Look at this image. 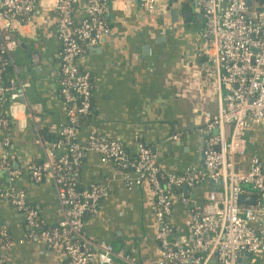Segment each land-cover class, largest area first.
<instances>
[{
	"label": "built area",
	"instance_id": "1",
	"mask_svg": "<svg viewBox=\"0 0 264 264\" xmlns=\"http://www.w3.org/2000/svg\"><path fill=\"white\" fill-rule=\"evenodd\" d=\"M133 1L154 15L169 12L168 0H0V102L6 106L0 116V135L11 121L18 122L20 128L26 124L18 101L26 99L30 85L23 81L7 85L5 65L18 47L12 30L21 24V17L37 9L54 14L56 19L61 43L56 57L60 95L67 105V120L57 128V141L43 139L41 118L31 115L44 157L39 164H30L29 173L36 182L54 183L61 219L54 226L43 223L23 190L8 187L0 195L23 213L29 227L25 238L59 252L66 264H112L116 259L140 264L107 241L86 236V215L95 213L100 201L109 195L108 186L98 182L79 191V166L85 152L91 151L103 161L134 171L136 184L148 182L152 186L160 250L157 264H210L213 259L217 264H252L264 253V169L259 157L247 154L245 134L252 125H264V0L188 1L203 22L200 35L205 42V60L197 70L207 74L218 107L215 112H203L198 129L205 137L203 171L167 174L164 182L159 157L145 144L131 153L95 131L85 142L76 138L79 118L92 111V76L85 69L80 71L81 61L86 49L95 47L108 33L109 10ZM33 61H38V55ZM9 145L8 138L0 142V176L7 174L13 180L22 169L10 167V162L19 158ZM205 179L218 188L206 191L201 200L181 190L193 189ZM174 195L186 210L184 225L189 236H173ZM242 196L254 201L241 203ZM8 246L9 241L0 242V264H4L2 251ZM244 253L250 256L248 262Z\"/></svg>",
	"mask_w": 264,
	"mask_h": 264
},
{
	"label": "crops",
	"instance_id": "2",
	"mask_svg": "<svg viewBox=\"0 0 264 264\" xmlns=\"http://www.w3.org/2000/svg\"><path fill=\"white\" fill-rule=\"evenodd\" d=\"M171 3L164 15L149 13L135 1L128 6L119 3L118 9L110 7L108 33L81 61L80 66L92 76L94 112L90 124L77 130L76 138L85 142L95 131L121 143L131 153L145 144L159 157L164 174L200 173L205 137L198 129L203 112L217 111L218 97L210 88L207 74L197 70L205 60L202 18L194 12L192 3L184 2L183 15L174 22L171 9L179 4L174 0ZM12 33L18 47L11 54L12 69L5 73V82L10 86L23 81L30 86L26 99L18 101L25 127L12 122L0 135V142L10 139V151L18 156L22 173L13 180L7 174L0 176V191L8 187L23 190L43 223L54 226L62 217L55 185L50 180L36 182L29 170L31 163L44 157L31 115H38L40 127L53 135L67 120V105L60 95L61 73L56 57L61 43L55 16L37 9ZM147 44L150 51L144 54ZM34 55H38L37 62ZM5 109L0 102V116ZM173 135H178L177 139H170ZM245 135L247 154L259 157L264 169V125H252ZM136 177L130 169L85 152L79 191H86L95 182L109 189L98 210L86 215L85 232L89 239L105 240L140 264H157L156 197L152 186L148 182L136 184ZM216 188L218 185L205 179L189 192L201 200L206 191ZM185 216V208L174 195L173 236H189ZM28 232L23 213L0 195V242L9 241L2 251L4 264H66L59 252L25 238ZM112 264L128 263L116 259ZM252 264H264V253Z\"/></svg>",
	"mask_w": 264,
	"mask_h": 264
},
{
	"label": "trees",
	"instance_id": "3",
	"mask_svg": "<svg viewBox=\"0 0 264 264\" xmlns=\"http://www.w3.org/2000/svg\"><path fill=\"white\" fill-rule=\"evenodd\" d=\"M188 1L189 0H185V2H188ZM21 18H22V20H25L27 17L24 16V17H21ZM88 50L89 49H86V52H88ZM10 69H12V67H11L10 63L7 62L6 65H5V71L7 72ZM79 69H80V71L83 70V68L81 66L79 67ZM93 112L94 111L92 109L91 114H89V115H83V116H81L79 118V121H78V128L79 129L82 128V127H84V126H86V125H88V124H90V118H91V115H92ZM11 124H12V121L9 123V125H11ZM39 133L42 135V138L43 139L48 140V141H57L59 139V135L58 134L57 135H53L52 132L49 133V131L48 130H45L43 127H40L39 128ZM40 162L41 161H36L37 164H39ZM81 164H82V162H81ZM10 167L13 168V169L14 168H19L18 161H11L10 162ZM124 169H127V168H124ZM79 171H81V166H79ZM160 178L162 179V182H164L165 179H166V174H164L162 172L161 175H160ZM181 190H183L185 193H189L190 188H186L185 190H184V188H182Z\"/></svg>",
	"mask_w": 264,
	"mask_h": 264
},
{
	"label": "water",
	"instance_id": "4",
	"mask_svg": "<svg viewBox=\"0 0 264 264\" xmlns=\"http://www.w3.org/2000/svg\"><path fill=\"white\" fill-rule=\"evenodd\" d=\"M175 1V3L176 4H179V6L177 5L176 7H173L172 9H171V16H172V20L175 22L178 18H179V15H180V11L181 10H183V9H185L186 8V6H185V4H184V2H181V1H179V0H174ZM181 2V3H180ZM168 5H169V9H170V7H171V0H168ZM171 3V4H170ZM192 6H193V9H194V12L195 13H198V17L199 18H202L201 17V14H200V12L194 7V4H192ZM187 14V13H186ZM149 51H150V45H145L144 47H143V53L145 54H147V53H149ZM186 189V187H184V190ZM254 201V198L253 197H246V196H242L241 198H240V202L241 203H251V202H253ZM243 256H244V261L245 262H248L249 261V255L248 254H246V253H244L243 254ZM210 264H217V260H215V259H213V260H211L210 261Z\"/></svg>",
	"mask_w": 264,
	"mask_h": 264
},
{
	"label": "flooded vegetation",
	"instance_id": "5",
	"mask_svg": "<svg viewBox=\"0 0 264 264\" xmlns=\"http://www.w3.org/2000/svg\"><path fill=\"white\" fill-rule=\"evenodd\" d=\"M169 11H170V9H169ZM181 13H183V12H181V11H180V15H179V18H181V17H182V15H183V14H181Z\"/></svg>",
	"mask_w": 264,
	"mask_h": 264
}]
</instances>
